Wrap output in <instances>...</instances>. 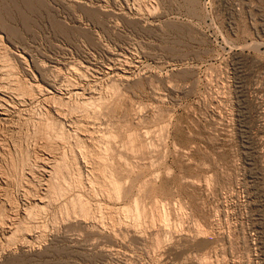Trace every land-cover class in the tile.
<instances>
[{
	"label": "rangeland",
	"instance_id": "rangeland-1",
	"mask_svg": "<svg viewBox=\"0 0 264 264\" xmlns=\"http://www.w3.org/2000/svg\"><path fill=\"white\" fill-rule=\"evenodd\" d=\"M0 51V264H264V0H0Z\"/></svg>",
	"mask_w": 264,
	"mask_h": 264
},
{
	"label": "bare ground",
	"instance_id": "bare-ground-1",
	"mask_svg": "<svg viewBox=\"0 0 264 264\" xmlns=\"http://www.w3.org/2000/svg\"><path fill=\"white\" fill-rule=\"evenodd\" d=\"M0 52H1V51H0ZM0 55H2V53H1ZM2 56H3V55H2ZM3 57H4V56H3ZM2 59H3V58H2ZM4 59H5V58H4ZM5 61H6V60H5ZM5 61H4V63H5ZM2 63H3V62H2V60H1V64H2ZM4 63H3V65H4ZM8 63H9V62H8ZM5 64H6V63H5ZM6 66H7V65L4 66V67H5V70H7V69H6ZM10 68L12 69L11 66L8 67V69H10ZM1 69H2V68H1ZM71 69H72V68H71ZM73 69H74V68H73ZM75 69H76V68H75ZM75 69H74V70H75ZM5 70H3V72H4ZM12 70H13V69H12ZM0 72H1V71H0ZM5 72H6V71H5ZM8 72H10V71H8ZM8 72H6V74H7ZM71 72H72V71H71ZM75 72H78V71L76 70ZM1 73H2V72H1ZM1 73H0V74H1ZM10 73H11V74H9V75L12 76V74H13L14 72H13V73L10 72ZM73 74H74V72H73ZM78 74H79V73H78ZM1 75H2V74H1ZM3 75H5V74L3 73ZM3 75H2V76H3ZM7 75H8V74H7ZM76 75H77V74H76ZM80 75H82V74H80ZM2 76H1V77H2ZM5 76H6V75H5ZM93 76H94V75H93ZM7 77H8V76H7ZM7 77H6V78H7ZM82 77H83V76H82ZM82 77H80V78H82ZM3 78H4V77H3ZM6 78H5V79H6ZM13 78H15L14 75H13ZM83 78H84V77H83ZM5 79H4V81L6 82ZM7 79H8L7 81L10 82V81H9L10 78H7ZM15 79H16V78H15ZM15 79H14V80H15ZM0 80H1V79H0ZM2 80H3V79H2ZM80 80H81V79H80ZM11 81H12V79H11ZM8 82H7V84H8ZM14 82H16V81H14ZM20 82H21V81H20ZM16 83H17V82H16ZM16 83H15V84H16ZM9 84L12 85V83H9ZM18 84H19V83H18ZM20 84H23V83H20ZM0 85H2V84H0ZM11 85H10V87H11ZM3 86L5 87V85H3ZM13 86H14V83H13ZM13 86H12V87H13ZM15 86H16V85H15ZM15 86H14V87H15ZM20 86H21V85H20ZM22 86H23V85H22ZM37 86H38V85H37ZM6 87H7V86H6ZM10 87H9V88H3V89H5V91H6L7 89L11 90ZM12 87H11V88H12ZM14 87H13V88H14ZM17 87H18V86H17ZM34 87H36V85H35ZM76 87H77V86H76ZM20 88H22V87H20ZM27 88H28V87H27ZM27 88H26V89H25V88H24V89L22 88L23 91H22V89H21V92H22V93H20V94H22V96H21L20 98H19V96H18V98H19L20 100L23 99L22 97L25 96V98H26V97L28 96V95H26V94H27V91H28L30 88H29V89H27ZM37 88H40V87H37ZM0 89H2V88H0ZM14 89H15V88H14ZM14 89H13V90H14ZM9 90H8V91H9ZM15 90L20 92V90H17V88H16ZM15 90H14V91H15ZM25 90H26V91H25ZM35 90H37V89H35ZM1 91H2V90H0V102H7L5 96H3V95L1 94ZM16 91H15V92H16ZM100 91H101V90H100ZM28 92H29V91H28ZM39 92H40V90H39ZM29 93H31V92H29ZM32 93H33V92H32ZM34 93H35V92H34ZM91 93H92V92H91ZM118 93H119V92H118ZM4 94H5V93H4ZM18 94H19V93H18ZM18 94H17V95H18ZM35 94L38 95V93H35ZM35 94H34V95H35ZM5 95H6V94H5ZM7 95H8V94H7ZM7 95H6V96H7ZM15 95H16V94H15ZM29 95H32V94H29ZM9 96H10V95H9ZM71 96H72V95H71ZM7 97H8V96H7ZM11 97H12V95H11ZM16 97H17V96H16ZM28 97H30V96H28ZM9 98H10V97H9ZM9 98H8V99H9ZM18 98H17V99H18ZM83 98H84V97H83ZM10 99H11V98H10ZM27 99H28V98H27ZM30 99H31V98H30ZM35 99H36V98H35ZM12 100H13V99H12ZM20 100H19V101H20ZM36 100H37V99H36ZM36 100H35V101H36ZM91 100H92V99H91ZM94 100H95V99H94ZM108 100H109V99H108ZM30 101H31V100H30ZM14 102H16V101H14ZM20 102H21V101H20ZM24 102H25V101H24ZM33 102H34V101H33ZM88 102H89V100H88ZM96 102H97V101H96ZM10 103H11V102H10ZM22 103H23V102H22ZM102 103H103V102H102ZM87 104H88V103H87ZM87 104H85V105L88 106ZM89 104H90V102H89ZM3 105H4V104H3ZM3 105H2V106L0 105V106L3 107ZM5 105H6V104H5ZM5 105H4V107H5ZM9 105H10V104H9ZM92 105H93V106H96V105H94V104H92ZM22 106H23V105H22ZM1 107H0V108H1ZM78 107H79V106H78ZM90 107H92V106H89L88 109H90ZM5 108L7 109V107H5ZM69 108H70V107H69ZM74 108H75V107H74ZM83 108H84V106H83ZM83 108L81 107L82 110H83ZM96 108H97V107H96ZM99 108H100V107H99ZM2 109H4V108H2ZM79 109H80V108H79ZM81 109H80V110H81ZM88 109L85 108V111L87 110L86 113L89 112ZM107 109H108V108H107ZM11 111H12V110H11ZM31 111H32V110H31ZM57 111H58V110H57ZM85 111H84V112H85ZM7 112H8V111H7ZM81 112H82V111H81ZM86 113H85V114H86ZM0 114H1V113H0ZM3 114H5V112H4ZM7 115H8V114H7ZM18 115H19V114H18ZM83 115H84V114H83ZM52 116H53V115H52ZM89 116H90V115H89ZM0 117H1V116H0ZM80 117H81V116H80ZM80 117H79V118H80ZM29 118H30V117H29ZM38 118H41V117H38ZM42 118H43V117H42ZM42 118H41V119H42ZM82 118H84V117H82ZM82 118H81V120H82ZM44 119H45V118H44ZM44 119H43V121L45 122V120H47V119H45V120H44ZM36 120H37V119H36ZM79 120H80V119H79ZM19 121H20V120H19ZM37 121H38V120H37ZM49 121H50V120H49ZM52 121H53V120H52ZM37 123H38V122H37ZM39 123H40V121H39ZM42 123H43V122H42ZM78 123H79V121H78ZM83 123H84V122H83ZM85 123H86V122H85ZM38 125H39V126H38L39 128H37V129H38V131H39V129L41 130V131H40V134H41V132H42V129H41V127H40L41 124H38ZM42 125H45V124H42ZM42 125H41V126H42ZM48 125H49V127H50V124H49V123H48ZM58 125H59V124H58ZM80 125H81V124H80ZM35 126H36V125H35ZM45 126H46V125H45ZM76 126H79V125H76ZM82 126H83V125H82ZM82 126H81V128H80V131L78 130L79 132H81V130H82ZM16 127H17V126H16ZM43 127H44V126H43ZM43 127H42V128H43ZM49 127H48V128H49ZM79 127H80V126H79ZM83 127H85V126H83ZM50 128H51V127H50ZM77 128H78V127H77ZM44 129H45V128H43V131H44ZM50 130H51V129H50ZM54 130H55V129H54ZM38 131H37V133H39ZM45 131H46V129H45ZM47 131H48V130H47ZM85 131H86V130H85ZM61 132H62V131H61ZM63 132H64V131H63ZM79 132H78V133H79ZM82 132H84V131H82ZM88 132H89V131H88ZM104 132H105V131H104ZM95 133H96V132H95ZM43 134H44V133H43ZM43 134H41V135H43ZM46 134H47V133H46ZM54 134H56V133L54 132ZM22 135H23V134H22ZM38 135H39V134H37V136H38ZM41 135H39V137H41ZM57 135H59V133H58ZM60 136H61L60 139L63 138L62 136H64V138H65V134L62 135V133H61ZM46 137H47V136H46ZM49 137H50V136H49ZM56 137H57V136H56ZM56 137H55V138H56ZM66 137H67V136H66ZM91 137H92V136H91ZM5 138H6V137H5ZM7 138H8V136H7ZM41 138H44V136L41 137ZM64 138H63V140L66 139V138H65V139H64ZM103 138H104V137H103ZM38 139H39V138H38ZM49 139H50V138H49ZM99 139H100V138H99ZM6 140H7V139H6ZM63 140H62V142H63ZM69 140H70V139H69ZM4 141H5V140H4ZM70 141H71V140H70ZM64 143H65V142H64ZM0 144H1V143H0ZM96 144H97V143H96ZM107 144H108V143H107ZM1 146H2V145H1ZM48 146H49V144H48ZM67 146H68V145H67ZM101 146H102V145H101ZM44 147H45V146H44ZM52 147H53V146H52ZM42 149H43V148H42ZM49 149H50V148H49ZM100 149H101V148H100ZM100 149H99V150H100ZM44 150H45V149H44ZM51 153H53V152H51ZM91 155H92V154H91ZM76 157H77V156H76ZM88 160H89V159H88ZM98 160H99V159H98ZM106 160H107V159H106ZM64 161H65V160H64ZM50 162H51V161H50ZM50 162H49V163H50ZM49 163H47V164H49ZM51 163H52V162H51ZM51 163H50V164H51ZM57 163H58V162H57ZM59 163H60V162H59ZM75 163H76V162H75ZM47 164H46L45 166H47ZM58 165H59V164H58ZM12 166H13V165H12ZM59 166H60V165H59ZM30 167H31V166H30ZM47 167H48V166H47ZM51 167H52V166H51ZM53 167H55V165H54ZM56 167H57V165H56ZM56 167H55V169H56ZM12 168H13V167H12ZM19 169H20V168H19ZM43 169L46 170L45 168H43ZM53 169H54V168H53ZM57 169H58V167H57ZM57 169H56V170H57ZM47 171H49V173H50V170H47ZM106 171H107V170H106ZM58 172H59V171H58ZM110 172H111V171H110ZM47 174H48V173H47ZM53 174H54V172H53ZM75 174H76V173H75ZM81 174H82V173H81ZM48 175H49V174H48ZM49 176H50V175H49ZM107 176H108V175H107ZM107 176H106V178H107ZM22 177H23V176H22ZM52 178H53V176H52ZM50 179H51V178H50ZM47 180H48V179H47ZM52 180H54V179H52ZM52 182H54V181H51V183H52ZM104 182H105V181H104ZM46 183H47V182H46ZM107 183H108V182H107ZM117 184H118V183H117ZM117 184H116V185H117ZM47 185L50 186V182H49V184H47ZM52 185H53V184H52ZM54 185H55V184H54ZM54 185H53V188H54ZM75 185H76V184H75ZM79 185H80V184H79ZM82 185H83V184H82ZM113 185L115 186V183H114ZM56 186H57V184H56ZM60 186H61V185H60ZM55 188H58V187H55ZM117 188H118V187H117ZM42 189H43V188H42ZM61 189H62V187H61ZM118 189H119V188H118ZM37 190H38V189H37ZM116 190H117V189H116ZM25 191H26V190H25ZM55 191H56V190H55ZM57 191H58V190H57ZM58 192H59V191H58ZM64 192H65V191H64ZM110 193H111V192H110ZM55 195H56V194H55ZM56 196H57V195H56ZM95 196H96V195H95ZM53 197H54V196H53ZM37 198H38V197H37ZM41 198H42V197H41ZM41 198H40V199H41ZM59 198H60V197H59ZM36 200H37V199H36ZM36 200H35V202H36ZM38 200H39V199H38ZM62 200H63V199H62ZM46 201H47V200H46ZM40 202L42 203L43 201L40 200ZM38 203H39V201H38ZM81 203H82V202H81ZM42 204H43V203H42ZM37 205H38V204H37ZM37 205H36V206H37ZM91 205H92V204H91ZM136 205H137V204H136ZM156 205H157V204H156ZM18 206H19V205H18ZM31 206H32V205H31ZM34 206H35V205H34ZM36 206L34 207L35 209L37 208ZM87 206H88V205H87ZM32 207H33V206H32ZM80 207H81V206H80ZM83 207H84V208L86 207V203H85V205L83 204ZM128 207H129V206H128ZM157 207H158V206H157ZM39 208H40V206H39ZM39 208H37V209H39ZM42 208H43V207H42ZM42 208H41V210H42ZM84 208H83V209H84ZM86 208H87V207H86ZM86 208H85V209H86ZM125 208H126V207H125ZM32 209H33V208H32ZM44 209H45V208H44ZM85 209H84V210H85ZM2 210H3V208L0 207V213H1V212L3 213V215H2V213L0 214V230L3 232V234H2V235H3V238L7 241V243H10V242H8V240H9V239L11 240V239H12L11 237L14 236L15 233H14L13 235H9V234H11V232H12V231H9V230H12V228H13L14 225L12 226V223H13V222L10 223V224L8 225V223H7V219H8V218H5L6 216L4 215V212H3L4 210H3V211H2ZM27 210H28V209H27ZM30 210H31V209H30ZM30 210H29V211H30ZM68 210H69V209H68ZM75 210H76V209H75ZM16 211H17V210H16ZM31 211H32V210H31ZM69 211H70V210H69ZM87 211H88V210H87ZM114 211H115V210H114ZM32 212H34V211H32ZM136 212H137V211H136ZM5 213H6V212H5ZM19 213H20V212H19ZM27 213H28V212H27ZM29 213H30V212H29ZM29 213H28V215H29ZM86 213H87V212H86ZM30 214H31V215H29V216H32V213H30ZM139 214H140V213H139ZM1 215H2L3 217L5 216L4 218L6 219V221H5V219H4ZM33 215H34V213H33ZM35 215H36V214H35ZM18 216H19V215H18ZM22 216H23V215H22ZM29 216H27V217H29ZM165 216H166V215H165ZM9 217H10V216H9ZM32 217H33V216H32ZM34 217H36V216H34ZM37 217H38V216H37ZM39 217H40V216H39ZM17 218H18V217H17ZM19 218H20V217H19ZM23 218H25V220H26V217H25V216H23ZM9 219H10V220H13V219H11V218H9ZM9 219H8V220H9ZM14 219H16V218H14ZM29 219H30V218H29ZM133 219H134V218H133ZM10 220H9V221H10ZM19 220H20V219L16 220V222L19 221ZM32 220H34V219L32 218ZM37 220H38V218H37ZM135 220H136V219H135ZM165 220H166V219H165ZM20 221H21V220H20ZM27 221H28V220H27ZM14 222H15V220H14ZM25 222H26V221H25ZM29 222H30V221H29ZM21 223H22V221H21ZM23 223H24V222H23ZM37 223H38V222H37ZM39 223H40V222H39ZM13 224H14V223H13ZM17 224H18V223H17ZM19 224H20V223H19ZM31 224H32V223H31ZM21 225H22V224H21ZM33 225H34V224H33ZM18 226H19V228H20V225H18ZM30 226H31V225H30ZM134 226H135V225H134ZM14 227H15V226H14ZM21 227H22V229H23V225H22ZM17 228H18V227H17ZM19 228L16 229V230L18 231ZM27 228H28V230H30V231H31V229H32V227H31V229H30L28 226H27ZM38 228H39V226H37V229H38ZM22 229H21V230H22ZM13 230H14V229H13ZM16 230H15V231H16ZM25 230H27V229H25ZM44 230H45V229H44ZM19 231H20V230H19ZM30 231H28V232H30ZM26 232H27V231H26ZM0 234H1V233H0ZM14 238H15V237H14ZM10 240H9V241H10ZM0 243H1V240H0ZM2 243H3V242H2ZM3 244H4V243H3ZM3 244H2V245H3ZM5 244H6V243H5ZM5 244H4V246H5ZM11 244H12V243H11ZM7 245H8V244H7ZM4 246H3V250L5 249ZM0 248H1V247H0ZM7 248H9V246H8ZM0 251H1V250H0Z\"/></svg>",
	"mask_w": 264,
	"mask_h": 264
}]
</instances>
